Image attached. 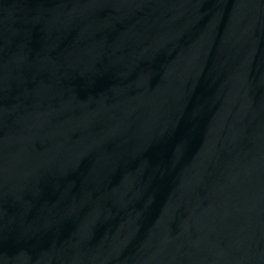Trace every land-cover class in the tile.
I'll return each mask as SVG.
<instances>
[{
    "label": "water",
    "instance_id": "water-1",
    "mask_svg": "<svg viewBox=\"0 0 264 264\" xmlns=\"http://www.w3.org/2000/svg\"><path fill=\"white\" fill-rule=\"evenodd\" d=\"M0 264H264V0H0Z\"/></svg>",
    "mask_w": 264,
    "mask_h": 264
}]
</instances>
